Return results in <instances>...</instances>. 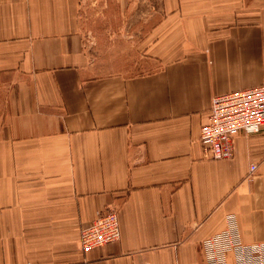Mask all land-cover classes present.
I'll return each mask as SVG.
<instances>
[{
    "label": "crops",
    "instance_id": "crops-1",
    "mask_svg": "<svg viewBox=\"0 0 264 264\" xmlns=\"http://www.w3.org/2000/svg\"><path fill=\"white\" fill-rule=\"evenodd\" d=\"M108 1L149 25L143 72L90 60L86 10ZM0 77V264H204L229 226L264 241V127L226 159L199 140L214 95L264 83V0H0ZM110 207L120 238L82 251Z\"/></svg>",
    "mask_w": 264,
    "mask_h": 264
},
{
    "label": "built area",
    "instance_id": "built-area-1",
    "mask_svg": "<svg viewBox=\"0 0 264 264\" xmlns=\"http://www.w3.org/2000/svg\"><path fill=\"white\" fill-rule=\"evenodd\" d=\"M263 127L264 83L214 95L207 121L200 127L199 140L209 147L211 158L226 159L233 156L237 133H256ZM254 169L251 164L250 171ZM119 238L118 211L110 207L80 229L79 245L87 252ZM201 250L204 264H228L229 255L234 264H264V241L243 242L230 226L203 240Z\"/></svg>",
    "mask_w": 264,
    "mask_h": 264
},
{
    "label": "rangeland",
    "instance_id": "rangeland-1",
    "mask_svg": "<svg viewBox=\"0 0 264 264\" xmlns=\"http://www.w3.org/2000/svg\"><path fill=\"white\" fill-rule=\"evenodd\" d=\"M101 8V3H93L87 7L86 24L82 27L84 44L97 69L104 72H123L135 74L148 68L142 61L141 40L147 32L148 23L141 15L131 17L135 27L128 28L126 20L116 14L113 4ZM112 6V7H111ZM11 79L0 77V126H2L11 108Z\"/></svg>",
    "mask_w": 264,
    "mask_h": 264
}]
</instances>
